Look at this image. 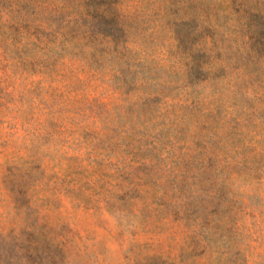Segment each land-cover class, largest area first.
Returning a JSON list of instances; mask_svg holds the SVG:
<instances>
[{"label": "rangeland", "instance_id": "374dc122", "mask_svg": "<svg viewBox=\"0 0 264 264\" xmlns=\"http://www.w3.org/2000/svg\"><path fill=\"white\" fill-rule=\"evenodd\" d=\"M0 264H264V0H0Z\"/></svg>", "mask_w": 264, "mask_h": 264}]
</instances>
